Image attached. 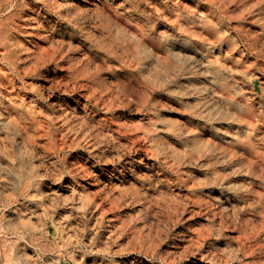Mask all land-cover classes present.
<instances>
[{"label": "rangeland", "instance_id": "obj_1", "mask_svg": "<svg viewBox=\"0 0 264 264\" xmlns=\"http://www.w3.org/2000/svg\"><path fill=\"white\" fill-rule=\"evenodd\" d=\"M0 20V264H264V0Z\"/></svg>", "mask_w": 264, "mask_h": 264}, {"label": "bare ground", "instance_id": "obj_2", "mask_svg": "<svg viewBox=\"0 0 264 264\" xmlns=\"http://www.w3.org/2000/svg\"><path fill=\"white\" fill-rule=\"evenodd\" d=\"M74 1V0H73ZM95 2V1H94ZM115 2V1H114ZM181 2V1H180ZM82 3H83V1H82ZM97 3V2H96ZM53 4V3H52ZM181 4V3H180ZM86 7V6H85ZM183 7V6H182ZM28 10V9H27ZM35 12V11H34ZM222 12V11H221ZM220 12V13H221ZM9 13V12H8ZM88 13V12H87ZM26 14V13H25ZM90 14V13H89ZM134 15V14H133ZM4 16V15H3ZM24 16V15H23ZM54 17V16H53ZM10 18V17H9ZM244 18V17H243ZM4 19H6V18H4ZM1 21V20H0ZM72 24V23H71ZM88 24V23H87ZM117 26V25H116ZM5 27V26H4ZM87 27V26H86ZM88 28V27H87ZM141 28V27H140ZM5 32V31H4ZM85 32V31H84ZM94 33V32H93ZM182 34V33H181ZM25 36V35H24ZM27 37V36H26ZM32 37V36H31ZM1 38V37H0ZM29 39V38H28ZM34 39V38H33ZM1 40H3V39H1ZM4 41V40H3ZM27 41V40H26ZM37 41V40H36ZM61 41V40H60ZM54 44V43H53ZM74 44H75V42H74ZM29 45V44H28ZM68 45V44H67ZM54 46V45H53ZM56 46V45H55ZM43 48H44V46H43ZM29 50V49H28ZM55 50V49H54ZM1 51V50H0ZM59 51V50H58ZM117 51V50H116ZM55 52V51H54ZM185 52V51H184ZM2 54V53H1ZM0 54V55H1ZM4 55V54H3ZM70 55H71V53H70ZM5 56V55H4ZM12 57V56H11ZM5 58V57H4ZM47 58V57H46ZM7 60V59H6ZM11 60H12V58H11ZM41 60V59H40ZM4 61V60H3ZM2 61V62H3ZM42 61H43V59H42ZM52 61H54V60H52ZM59 61V60H58ZM40 62V61H39ZM6 63V62H5ZM219 63V62H218ZM11 64V63H10ZM31 64V63H30ZM203 65V64H202ZM44 67V66H43ZM220 67H221V63H220ZM21 68H24L23 66L21 67ZM12 70V69H11ZM22 70V69H21ZM224 70V69H223ZM8 71H10V69L8 70ZM13 71V70H12ZM63 71V70H62ZM161 71V70H160ZM88 72V71H87ZM10 74V73H9ZM13 74V73H12ZM57 74V73H56ZM48 75V74H47ZM52 75V74H51ZM57 76V75H56ZM171 76V75H170ZM211 76V75H210ZM14 77V76H13ZM47 77V76H46ZM48 78V77H47ZM93 79H95V78H93ZM104 79H105V77H104ZM51 80V79H50ZM60 80V79H59ZM71 80V79H70ZM108 80V79H107ZM19 81V80H18ZM42 82V81H41ZM53 82V81H52ZM78 82V81H77ZM107 83V82H106ZM61 84V83H60ZM94 84H95V82H94ZM81 85V84H80ZM103 85V84H102ZM110 86V85H109ZM84 87V86H83ZM54 88V87H53ZM8 89V88H7ZM49 89V88H48ZM83 90V89H82ZM43 91H45V90H43ZM61 91V90H60ZM73 91V90H72ZM77 91V90H76ZM79 91V90H78ZM97 91V90H96ZM83 92V91H82ZM106 92V91H105ZM72 93V92H71ZM70 93V94H71ZM107 93V92H106ZM57 94H59V93H57ZM64 94V93H63ZM78 94V93H77ZM76 94V95H77ZM92 94V93H91ZM100 94H101V92H100ZM221 94V93H220ZM82 95V94H81ZM98 95V94H97ZM46 96V95H45ZM48 96V95H47ZM73 96V95H72ZM83 96V95H82ZM94 96V95H93ZM49 97V96H48ZM47 97V98H48ZM195 97V96H194ZM56 98V97H55ZM86 98V97H85ZM192 98V97H191ZM59 99V98H58ZM77 99V98H76ZM87 99V98H86ZM185 99V98H184ZM46 100V99H45ZM53 100V99H52ZM64 100V99H63ZM83 101V100H82ZM86 101V100H85ZM105 101V100H104ZM37 102V101H36ZM59 102V101H58ZM119 103V102H118ZM235 103V102H234ZM31 104V103H30ZM42 104V103H41ZM37 105V104H36ZM63 105V104H62ZM91 105V104H90ZM235 105H236V103H235ZM98 107V106H97ZM114 107V106H113ZM40 108V107H39ZM66 108V107H65ZM110 108V107H109ZM112 108V107H111ZM201 108V107H200ZM67 109V108H66ZM116 109H117V107H116ZM115 110V109H114ZM124 110V109H123ZM185 110V109H184ZM113 111V110H112ZM120 111V110H119ZM89 112V111H88ZM105 113V112H104ZM71 114V113H70ZM69 114V115H70ZM191 114H193V113H191ZM72 115V114H71ZM79 115V114H78ZM81 115V114H80ZM107 116V115H106ZM193 116V115H192ZM194 116H195V114H194ZM76 117V116H75ZM106 118H108V117H106ZM68 119V118H67ZM38 121V120H37ZM39 122V121H38ZM92 122V121H91ZM98 122V121H97ZM79 123V122H78ZM106 123V122H105ZM20 124V123H19ZM80 124V123H79ZM138 124V123H137ZM114 125V124H113ZM123 126V125H122ZM136 126H138V125H136ZM84 128V127H83ZM23 129H25V128H23ZM88 129V128H87ZM20 130V129H19ZM26 131H28V130H26ZM71 132V131H70ZM80 132V131H79ZM17 133V132H16ZM63 133V132H62ZM123 133V132H122ZM131 133V132H130ZM38 134V133H37ZM81 134V133H80ZM50 135V134H49ZM51 136V135H50ZM88 136H89V134H88ZM93 136V135H92ZM52 138V137H51ZM69 138H71V137H69ZM83 139V138H82ZM53 140V139H52ZM64 140V139H63ZM62 140V142H64ZM33 142V141H32ZM36 143V142H35ZM74 143V142H73ZM69 144V143H68ZM1 145V144H0ZM62 146V145H61ZM73 146V145H72ZM78 146V145H77ZM214 146V145H213ZM29 147V146H28ZM64 147V146H63ZM20 148H22V147H20ZM30 148H32V147H30ZM51 148H53V147H51ZM36 149V148H35ZM34 149V150H35ZM56 148H54V150H55ZM29 150H31V149H29ZM53 150V151H54ZM8 151V150H7ZM36 152V151H35ZM235 152V151H234ZM210 153H211V151H210ZM209 153V154H210ZM23 154V153H22ZM25 154V153H24ZM143 155V154H142ZM155 155V154H154ZM25 156V155H24ZM26 157V156H25ZM144 157V156H143ZM163 157V156H162ZM29 158V157H28ZM178 158V157H177ZM210 158V157H209ZM224 159V158H223ZM232 159H234V158H232ZM12 160H13V158H12ZM194 161V160H193ZM227 161V160H226ZM228 161H230V160H228ZM227 161V162H228ZM147 163V162H146ZM190 163V162H189ZM150 164V163H149ZM219 164V163H218ZM33 165V164H32ZM31 165V166H32ZM218 166V165H217ZM21 167H23V166H21ZM205 167V166H204ZM28 168H30V167H28ZM127 168V167H126ZM103 170V169H102ZM218 170V169H217ZM139 171V170H138ZM103 172V171H102ZM2 173V172H1ZM130 173V172H129ZM21 174V173H20ZM124 174V173H123ZM237 174V173H236ZM23 175V174H22ZM29 175V174H28ZM220 175V174H219ZM218 175V176H219ZM32 176H34V175H32ZM15 177V176H14ZM21 177V176H20ZM24 177V176H23ZM22 177V178H23ZM221 177V176H220ZM33 178V177H32ZM222 178V177H221ZM18 180H20V179H18ZM36 180V179H35ZM144 180V179H143ZM21 181V180H20ZM36 182V181H35ZM17 183V182H16ZM22 184V183H21ZM30 184V183H29ZM52 184H53V182H52ZM234 184V183H233ZM1 186V185H0ZM17 186V185H16ZM21 187V186H20ZM17 188V187H16ZM236 189H237V187H236ZM17 191V190H16ZM26 191V190H25ZM238 192V191H237ZM23 193V192H22ZM230 194V193H229ZM24 195V194H23ZM218 195V194H217ZM25 196V195H24ZM219 196V195H218ZM29 197V196H28ZM210 198V197H209ZM24 199V198H23ZM219 199V198H218ZM29 200V199H28ZM3 201V200H2ZM9 201V200H8ZM6 202V201H5ZM11 203V202H10ZM242 203V202H241ZM14 206V205H13ZM222 206V205H221ZM238 206V205H237ZM43 207V206H42ZM226 207V206H225ZM44 208V207H43ZM240 208V207H239ZM6 210V209H5ZM30 210V209H29ZM47 210V209H46ZM24 211V210H23ZM25 212V211H24ZM27 212V211H26ZM46 213H47V211H46ZM29 214V213H28ZM214 216V215H213ZM230 218V217H229ZM32 220V219H31ZM226 220V219H225ZM28 221H29V219H28ZM31 222V221H30ZM209 223V222H208ZM263 223H264V221H263ZM34 225V224H33ZM204 225V224H203ZM212 227V226H211ZM210 227V228H211ZM1 230V229H0ZM41 230V229H40ZM3 231V230H2ZM1 231V232H2ZM6 231V230H5ZM8 231V230H7ZM43 231V230H42ZM41 233V232H40ZM203 233V232H202ZM5 235V234H4ZM9 235V234H8ZM14 235V234H13ZM16 235V234H15ZM34 235V234H33ZM41 235V234H40ZM207 235V234H206ZM32 236V235H31ZM1 237V236H0ZM16 237V236H15ZM35 237V236H34ZM4 238V237H3ZM26 238H27V236H26ZM205 239V238H204ZM251 239V238H250ZM22 240V239H21ZM20 240V241H21ZM198 241V240H197ZM4 242V241H3ZM15 242V241H14ZM33 242H35V240L33 241ZM11 243H12V241H11ZM192 243V242H191ZM2 244V243H1ZM32 244V243H31ZM39 245V244H38ZM9 246V245H8ZM11 247H12V245H10ZM2 247V246H1ZM10 249V248H9ZM8 250V249H7ZM3 252V251H2ZM5 252V251H4ZM1 253V252H0ZM8 253V252H7ZM10 254V253H9ZM2 255V254H1ZM3 258V257H2ZM11 259V258H10ZM15 259V258H14ZM0 260H1V258H0ZM17 260V259H16ZM4 261V260H3ZM6 261V260H5ZM23 261V260H22ZM13 264V263H12ZM20 264V263H19Z\"/></svg>", "mask_w": 264, "mask_h": 264}]
</instances>
